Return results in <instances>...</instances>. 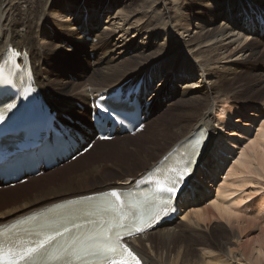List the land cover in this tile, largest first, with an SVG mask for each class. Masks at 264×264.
<instances>
[{
    "label": "bare ground",
    "instance_id": "1",
    "mask_svg": "<svg viewBox=\"0 0 264 264\" xmlns=\"http://www.w3.org/2000/svg\"><path fill=\"white\" fill-rule=\"evenodd\" d=\"M81 1L84 3L77 4L76 7L78 6V9H75L76 7L71 9L68 5L65 7V3L62 0H0V57L3 56L9 46H14L20 52L27 51L32 59L37 85L43 90L54 108H59L60 112L68 113L71 116L74 124L80 128L86 140L92 135H95L93 132V121L90 118V112H88V102L90 99L100 91L116 88L119 84L128 80L130 84H133L141 77L145 80V85L148 88V85L151 84L149 82L150 78L154 79V77H160V81H165L166 79V81H169L171 79L174 82L185 79V83L182 82V84L180 82L181 89L178 91V96L168 105L170 109H173V104L177 102L180 96H184L186 103H191L189 110L190 114H194L195 119L174 124L177 127L174 133H170L168 130L163 132L164 127L161 126V128L154 129L147 135L145 131L147 128L146 124L135 135L118 133L113 139H104V141L97 140L89 148V151L79 155L73 161H70V163L64 164L63 167H59L53 171L47 170L37 177L30 176L32 178H28L24 183H17L13 187L4 186L0 189V197L13 194V192L25 191V194L21 198H14L9 204L0 207V224L11 222L18 217L28 215L31 212L44 208V206L57 203L61 200L75 198V196L105 192L108 189L129 187V181L131 179H136V177H140L151 170L174 145L190 137L197 129L205 127L211 132L209 143H211L210 145L213 148L212 154L203 158V165L198 166L195 172L196 174H200V179L197 182H193V189L186 192L179 203V208L181 209L188 201H198L208 196L210 190L207 187L208 185L206 186L204 179L213 180V176H215L217 181L216 179L213 182L211 180V186L215 184L217 187L213 190L214 193L209 200V204L203 207L199 206L194 211L191 209V213L188 211L192 215L190 218L196 221L197 225L193 227L191 224L184 223L181 220L176 222L175 218H173L166 221V225H163V227L154 228L151 232L138 234L131 239V244L134 250L142 257L143 264H194L197 258V253L195 254L194 248L191 245H186L184 251H180L181 248L178 247L180 242L184 240V237L186 236L187 238L188 235L190 238L197 236L196 229L197 231L201 230L199 221L210 222L214 217L221 219L219 220L218 227L221 228L220 231L222 233L232 231L233 226L231 225L235 223L240 224L238 220L241 219L239 213L241 207L239 205L244 200L243 196H241L239 199L230 201L232 199L230 195L233 192L230 191L233 189L231 187H234V190H244L245 186L249 183L247 182L248 180H259L250 179L245 173L256 175L261 180H264V118L258 119L256 123L253 119V116L257 117L260 115L264 117L260 112L263 109L261 104L253 106V109L252 107L248 108V110L244 109V107L241 108L240 104L242 102L246 104L244 97H241L243 94H240L241 90L245 92V89L243 90L241 88L244 86L243 84L248 82H236V74L230 80H235L236 83H239L238 85L235 82L222 84V79L227 76H224L222 73L225 70V66L221 67L220 65V62L225 59L234 58L238 61L242 60L243 65L246 68H250V74L255 76L259 75L257 80L261 84L258 87L261 86L259 90L261 92L263 90L262 93L264 95V32H261L260 23L256 19L253 22L245 19L247 16L246 10L250 8L249 5L258 4L264 8V0H221L220 5L224 10L221 17L222 19L225 17V20L223 19L217 25H212L213 23L211 21L202 24L200 31L196 30L194 33L191 32L193 30V16L195 14H201L199 7L203 3L206 8L210 6V0L206 3V0H148L147 2L144 0H110V8L116 4L119 5V8L116 13L111 10L112 16L107 19V27H109V30L97 32L98 42H94L92 45L86 41L88 46L90 45L87 51V57H83V53L85 52H77V56L81 58L83 66H80L81 64L78 63L75 67H79L81 72H78L77 75L73 72L65 71L69 77L66 78L53 68L51 61L54 59L62 62L61 56L64 55V52L59 50L63 46L61 40L65 41V38L69 39L72 35L71 30L76 29L71 25V23L74 24L75 22L71 21L69 23V19H72L75 13L84 18L87 12L88 17L86 21L82 20L81 23H77H80L82 26L81 32L76 30L79 35L77 37L81 38L84 37L81 34H87L89 31H92L99 23L100 16L105 14L104 11L100 12L97 9L95 11L91 10L95 7L92 6L89 8L87 5L88 3H91L89 5H93L94 2L98 1L96 7H101L106 0ZM137 5L138 7H136ZM64 10L68 11L67 20H65L67 15ZM58 17H61V19ZM49 22L59 24L58 27L64 28L67 32L61 35L57 30H51L47 26L50 25L47 24ZM45 24H47V29ZM163 28L165 32L161 36V43L154 49L149 51L150 48L145 49L142 44H139L134 50L132 47L130 53V45L135 42L133 39L138 36L143 37V34H145L144 31L147 33L151 32L152 35H155ZM255 33L259 34V39L254 37ZM47 34L52 38L54 37V39L56 38L62 44L56 43V40L55 42L46 40ZM155 37L158 36L156 35ZM77 41L78 39L72 42L76 43ZM72 42L68 43L71 44ZM181 42L182 45L178 47L177 43ZM232 45H235V47L232 48ZM71 46V48L75 49L73 44ZM179 49L181 50L179 51ZM92 50L95 52L92 53ZM178 51L179 53H177ZM183 52L189 54L196 61L195 65H192V62L185 59L186 62L179 68L174 67L170 69L167 63L162 65V62H155L151 66L156 64L159 68L156 67L154 69L149 66L150 68L145 69V66H148L149 63L156 59L166 57V55L173 56L174 59H179V57L183 56ZM157 56L159 57L157 58ZM93 57L96 58L94 62ZM84 58L90 59L91 63ZM172 62L174 61L172 60ZM197 65L201 72H199ZM69 69L77 71L73 67ZM211 74L217 80L214 78L209 79ZM193 75H198V80H194L195 82L192 81L193 83L187 81V78L193 77ZM72 77H76L77 80H72ZM218 81L221 82L224 89L222 85L220 88L217 87ZM210 84L215 86L209 88L211 86ZM184 86L188 89L183 93ZM154 93L153 91L149 94H144L142 90L139 99L144 104L154 97ZM60 97L64 98V100ZM237 97L241 98L238 99ZM253 101L255 103H264V97L257 96ZM77 103L82 104V107L87 106V109H79ZM227 104H230L229 109L232 112V117L225 110ZM195 105L197 107L193 108ZM165 106L163 104H160V106L157 104L154 105L155 109L159 107L157 110L164 109ZM221 107H223V111L219 112L216 118L215 114L220 111ZM255 107L260 108L257 109ZM234 109L235 111L238 110L241 112L242 115L237 121H235L236 112H234ZM249 109L254 110V112H251ZM150 110L151 105H149L147 110L144 107L142 114H147ZM244 111L248 113V116H252V119L246 118ZM219 118L223 119V121ZM222 122L225 123L224 125L222 124L223 128L219 125ZM233 122L235 124L250 123L252 129L256 132L251 137H247L242 132L241 127L231 125ZM227 124L230 125L225 127ZM228 127H233L230 131L233 130L235 132L238 130L237 133L245 135L247 138L244 142L247 143L244 148L242 147V150L234 147L237 153L232 151V158L226 160L227 157L222 155L220 150L225 153L228 151L231 152L225 144H221L223 141L222 138H226L228 141L230 140L228 138V132L226 133ZM220 133H225L224 137H221ZM167 139L170 141L168 140L169 142L164 147L165 143L163 144V141H167ZM130 142H136V148L134 147V151L138 153V162L136 163L141 166L137 171L140 173L135 178H131L134 177L131 174V170H125L130 167H125L123 164H110L112 170H105V173L103 172L106 174V179L100 177L90 187L77 188L74 191L70 189L63 190L65 188H49L42 193H39L41 190L31 191L32 187L43 183L45 179L50 178L53 174L73 170L72 167L74 165L78 166L80 163L86 164L90 158L93 159L96 155L102 153L103 148L107 145L116 144L118 150H126ZM139 142H142L141 144L144 147H138L137 143ZM116 146L114 145V148ZM224 163L225 165H223ZM84 171L74 174V177H71L67 185H70L74 180L84 181L87 174L90 177L93 172L94 174L101 173L97 165L85 167ZM218 175L219 178H217ZM220 175H224L225 178H222ZM229 179H234V181L230 182ZM86 182L80 183L85 184ZM249 194L252 195V193ZM250 195L249 197H251ZM94 200L90 199L84 203H90ZM70 209V206H61L51 212L44 213L38 224L58 220L62 214L69 212ZM189 216L187 214L184 218H189ZM223 220L227 224L222 223L221 221ZM219 237L221 238L222 236L220 235ZM255 243H257V246H253V250H251L252 252L256 251L257 255H254L255 253L253 252L247 258L251 264H264V236L255 240ZM196 245L203 246L202 249L207 251L214 249L213 245H210L208 240L202 237H199ZM219 250L223 251L221 248ZM200 259L199 261H201ZM207 264L210 263L208 262Z\"/></svg>",
    "mask_w": 264,
    "mask_h": 264
},
{
    "label": "rangeland",
    "instance_id": "2",
    "mask_svg": "<svg viewBox=\"0 0 264 264\" xmlns=\"http://www.w3.org/2000/svg\"><path fill=\"white\" fill-rule=\"evenodd\" d=\"M62 1L65 3L64 4L65 7L68 5L69 7H71V9L76 7L77 4L79 5L81 2H83L81 0H67V2H65L66 0H62ZM114 1H116V0H114ZM144 1L147 2L148 0H144ZM220 1L221 0H210L211 4L207 8L204 6V3L199 7L201 9V14H195L193 16V21H192V24H193L192 29L193 30L191 32L194 33V31H196V30L200 31V29L202 28V24H205L207 22L211 21V23H213L212 25H217V24H220L221 21H223V19L225 17L222 19L221 15L223 14L222 12H224V10H223V7H221V5H220ZM260 1H263V0H260ZM97 2H94L93 5H89L91 3H88L87 7L90 8V7L94 6L95 8H93L91 10L95 11V9H97L100 12L104 11L105 14L100 16L101 20L96 25V27L94 29H92V31L90 33H87V34L82 33L81 34L84 37H81V38L77 37L79 35H78L76 30H78L79 32L82 31V26L80 23L82 22V20L87 19V17H88L87 13H85L84 18H82L81 15L79 16L77 13H75L74 16L72 17V19L71 18L69 19V23H71V21L75 22L74 24L71 23V25H72V27H74L76 29L71 30L72 35H71V37H69V39H66L63 36L65 38V41H66L65 42V41L61 40V42L63 44L60 43L56 38L54 39V37L53 38L50 37L49 34L46 35V40H50L53 42H55V40H56L57 41L56 43L63 45L62 47L59 48V50L61 52H64V55L61 56L62 62L59 60L52 59L51 64L55 70H57L59 73H61L66 78H69V77L66 75L65 71L70 72V73L73 72L77 75H78V72H81L79 70V67L78 68L75 67V65L78 63L81 64L80 66H83V63L81 62V58L77 56V52H81V53L85 52V53H83V57L86 58L89 46L92 45L94 42H98L96 33L100 32L101 30L102 31L109 30V27H107V19H109L110 16H112L111 10L114 11V13L118 12L119 5L116 4L115 6L110 8V6H111L110 0H106L104 2L103 6H101V7H96ZM206 2H208V0H206L205 3ZM136 7H138V5ZM75 9H78V6ZM64 12L67 15L68 11L64 10ZM58 18L61 19V17H58ZM67 18H68V15L65 18V20H67ZM78 22H80V23L77 24ZM198 23H199V25H198ZM47 24H50L53 27L50 25H47ZM47 24H45V27L47 25L51 30H54V31L57 30L61 35H62V33L67 32L64 28L58 27L59 24H53L52 22H49ZM54 27H56V28H54ZM46 29H47V27H46ZM164 30H165L164 28L160 29L159 33H156L155 35H152L151 32L147 33L146 31H144L145 34H143V37L138 36L135 39H133V40H135V42H133L130 45L129 50L132 49V47L134 50L139 44H142L145 49L150 48L149 51H151L152 49H154L157 45H159L161 43L160 39H161V36L165 32ZM47 33H49V32L47 31ZM156 35L158 37H155ZM254 37L258 38L259 34L255 33ZM76 39H78V41L76 43L72 42L73 40H76ZM86 41L90 44L89 46H88V43ZM68 42L69 43L72 42L71 44H73L75 49L71 48L72 46ZM181 45H182V42L177 43L178 47ZM233 47H235V45H232V48ZM180 50L181 49H179V51ZM67 51H70V52H67ZM179 51L177 53H179ZM93 52H95V51L92 50V53ZM130 53H131V50H130ZM182 55L183 56L179 57V59H177V58L174 59L173 56L166 55V57H163L161 59H156L155 61L149 63L148 66H145V69L147 70L148 67L151 66L155 62H162L163 63L162 65L167 63V66L170 69H172L174 67L175 68L181 67L186 62V60H189L190 62H192V65H195L196 61L194 59H192L189 54L183 52ZM159 56H162V55H159ZM159 56H157V58ZM168 58H170V59L168 60ZM92 59L94 62V60L96 58L93 57ZM85 60L86 61L88 60V62L91 63L90 59L87 58ZM172 60L174 62H172ZM257 63H258V61H257ZM220 65H221V67L225 66V70L222 73L224 76L225 75L227 76L226 78L222 79V84L223 83L226 84L228 82H235V80H230V79H232L236 74H237L236 82L237 81L240 83L241 82L242 83L248 82L246 84H243L244 86L241 88L243 90L245 89V92L241 90L240 94H243V96H241V97H244L245 102H246V104L243 102L240 104L241 108L244 107V109L248 110V108H250V107H252V109H253V106H256L257 104L258 105L261 104L263 111L260 110V112L262 115H264V103H255L253 101L254 99L257 98V96H263L264 97V95L262 93L263 90H262V92L259 90V89H261V86L258 87V85L261 84L257 80V77H259V75L255 76V75L250 74V71H249L250 68H248V67L246 68V66L243 65L242 60L238 61L234 58L225 59V60L220 62ZM71 67L77 69V71L74 69L70 70L69 68H71ZM151 67L154 69L156 67L159 68V66L156 64H154ZM197 68H198L199 72H201L198 65H197ZM197 76L198 75H193V77H188L187 81L193 83L192 81L198 80ZM196 77H197V79H195ZM210 78H214L217 80V78L215 76H213L212 74L209 76V79ZM72 80L76 81L77 79H76V77H72ZM165 81H160V78H158V77L152 79V81H151L152 82V88H150V92H153L157 86H158V88H157V90H155L156 95L153 98L154 111L150 115V118L148 119V121L147 120L145 121L147 123V128L145 129L147 135H149L152 130L161 128V126L164 127L163 132L168 130V132L174 133L177 130V127H175L174 124L183 123V122H186L190 119H195L194 114L193 115L190 114L189 109H190L191 103H186L184 96H180V98L177 100V102L173 104V106H174L173 109H170V107L168 105L170 102H172L178 96V91H180V89H181L180 88V85H181L180 82L185 83L186 82L185 79H181L180 81H177V82H174L171 79H169V81H166V82ZM222 84L220 81H218L217 87L220 88ZM236 84L238 85L239 83H236ZM210 85L211 86L209 88L215 86L213 84H210ZM222 88L224 89L223 85H222ZM186 89H188V88L184 86L183 93ZM61 94H64V93H61ZM50 95L53 96L52 94H50ZM255 96H256V98H255ZM54 97H57V96H54ZM241 97H237V98L239 99ZM61 99L64 100V98H61ZM155 104H157L159 106H160V104H163V106H165L167 104V106H165V108H164L165 110L163 108L157 110L159 107H157L155 109V107H154ZM77 107L80 109L79 103H77ZM196 107L197 106L195 105L193 108H196ZM229 107H230V104H227L225 110L227 111V114L231 115V117H232L233 115H232V112L230 111ZM255 108L259 109L260 107H255ZM252 109H249V110H251V112H254V110H252ZM222 111H223V107L220 108V111L216 112V114H215L216 118H217V114L219 115V112H222ZM234 112H236L235 113V121H237L238 119H240V117L242 115H241V112H239L238 110L235 111V109H234ZM246 113L244 111L245 117L248 119H252L251 118L252 116H248V113L247 114ZM221 115H223V114H221ZM262 118H264V117H261L260 115L257 117L253 116L255 123L258 119H262ZM219 119L221 121H223V119H221V118H219ZM222 124L224 125L225 123L222 122L219 125L222 127ZM228 125H230V124L225 125V127H227ZM231 125L241 127L242 132L247 137H251L252 134H254V132H256L255 130L252 129V126L250 125V123L235 124L233 122V123H231ZM232 128L228 127L227 129L229 131L226 129V133L228 132L229 135L228 134L227 135H228V138L230 140L228 141V140H226V138L225 139L222 138L226 147H228L231 150V152L230 151L227 152L228 157L226 160L232 158V154L236 149L242 150V147L244 148V146H246V143H247V142H244V141H246L247 137L245 135H243L242 133H237L238 130H236L235 132L233 130L230 131V129H232ZM247 133H249V134L247 135ZM224 135H225V133H220L221 137H224ZM237 139H239V140H237ZM168 140L169 139H167V141H163V144L165 143L164 147L170 141V140L169 141ZM132 142H134V141H132ZM242 142H244V143H242ZM135 143H131V142L128 143L126 150H122V149L118 150L116 144L107 145L103 148L104 150H102V153L96 155L93 159L90 158V160L88 162H86V164L80 163V164H78V166L74 165L72 167L73 170H70L67 172L63 171V172H59L58 174H53L50 178L45 179V181H43V183L37 184V186L32 187L31 191L32 190H41L39 193H42V192H44V190H47L49 188H55V189L65 188L63 190L70 189L71 191H74L77 188L90 187L94 182H96V180H99L100 177H103L104 179H106V177H105L106 174H104V173H105V170H112V167H110V164H112V165L123 164L125 167L126 166L130 167V168H126L125 170H127V169L131 170V174L134 175V177H131V178H135L140 173L137 171L141 167L140 165H138L136 163V162H138V153H136V151H134L135 150L134 149ZM141 143L142 142L137 143L138 147H140V146L144 147V145H142ZM240 143H242V144H240ZM114 145L116 146L115 148H114ZM154 146H155V144H154ZM234 147H236V149H234ZM111 150H112V152H111ZM206 153H207V155H211V153H209L208 151ZM234 153H237V152L235 151ZM67 163H70V161ZM67 163H65V164H67ZM100 164H101V166H99ZM96 165L100 169L101 173H95L94 174V172H93L91 174L92 176H90V177L87 174L85 176L86 178H84V181L74 180V182L71 183L72 185L71 184L67 185L70 182L69 180L71 179V177H74V174H76L80 171L85 172L84 171L85 167L96 166ZM223 165H225V163ZM63 166H64V164H61L59 167H63ZM118 166H120V165H118ZM59 167H57V168H59ZM57 168H52L49 170L53 171ZM224 175L223 176L220 175V176H222V178H225ZM245 175L247 177H249L250 179L251 178L259 179L260 181L258 180L259 181L258 182V181L252 180V179L248 180L247 182H249V183L247 184V186H245L244 190H239V189L234 190V187H231L233 189H231L230 191H233V192L230 195V197L232 198V199H230V201L239 199V197L243 196L244 201L240 202V205H239V207H241V210L239 212L241 219H239L238 221L240 222L241 225L235 223L234 225H231V226H233L232 231H227L225 233H222V231H220L221 228L218 227L219 220H221V219L214 217L213 220H211L210 222L209 221H206V222L199 221L200 222L199 227L201 229L200 230L201 232L197 231V229H196V232H197L196 235L197 236H193L192 238H190L189 235L187 238L185 236L184 240L182 242H180V244L178 245V247L181 248L180 251H184V249L186 248V245H191L194 248L195 254L197 253V258H198V259L196 258V260L194 261V264H202V263L207 264L208 262L210 264H248V263L251 264L247 257H248V255L250 256L254 252V251L252 252L253 246H257V243H255V240L260 239V237L264 236V180H261V178L257 177L256 175H253V174L251 175V174L245 173ZM35 176L37 177V175H35ZM93 177H95V178L93 179ZM29 178H32V177H29ZM217 178H219V175L217 176ZM215 179L216 178L214 176L213 180L212 179L207 180V185H208L207 187L210 190V191L208 190L209 195L199 199L198 201H193V202L189 201L186 204H184L182 207L183 209H182L181 213L179 215H177V217L175 218L176 222L178 220H181L184 223L186 222L188 224H191L193 227H195L197 225L196 221H194L190 218V217H192V215L190 213L192 212V210L194 211L195 208L198 209L199 206L203 207V206H207L209 204V202H210L209 200H210V198H212V195L214 193L213 190L215 189V187H217V186H215V184L213 186H211V180L213 182ZM230 179H229L230 182L234 181V179H232V180H230ZM85 181H87V182L85 184H83ZM216 181H217V179H216ZM80 182H83V183H80ZM253 183H255V184H253ZM260 183H262V184H260ZM236 184H238V183H236ZM256 184H258V185H256ZM2 188L3 187H0V189H2ZM235 188H237V187H235ZM249 193H252V195H250ZM24 194H25V191L24 192H13V194L1 196L0 197L1 198L0 207H3V205L5 206V205L9 204L10 202H12V200L14 198H21V196ZM246 194L248 197L246 196ZM249 195L251 197H249ZM188 211H190V213H188ZM185 213L190 215L189 218H184L185 216H187V214H185ZM183 222H180V223H183ZM221 222L227 224L224 220ZM220 235L222 236L221 238L219 237ZM199 237L207 239L208 243H210V245H213L214 249H209V251H207V250L202 249L203 246L196 245ZM189 238H190V240H189ZM220 248L223 251H220L219 250ZM254 253H255L254 255H257L256 251ZM199 258H201L200 260L203 262L199 261Z\"/></svg>",
    "mask_w": 264,
    "mask_h": 264
},
{
    "label": "snow or ice",
    "instance_id": "3",
    "mask_svg": "<svg viewBox=\"0 0 264 264\" xmlns=\"http://www.w3.org/2000/svg\"><path fill=\"white\" fill-rule=\"evenodd\" d=\"M0 84H12L3 69H0ZM13 107L15 105H10L9 110ZM97 107L108 111L103 106ZM3 120L4 114L0 112V121ZM196 149V156H199L203 149H207L209 153L213 150L212 145L205 140H198ZM191 163H194V160L189 161V164ZM191 173L192 168L186 166L181 170L179 179L183 180ZM165 190L169 193L176 191L174 186ZM110 195L117 201L120 200V193L113 191ZM147 199L145 197V200ZM124 207L123 202L119 205L108 204L70 213L58 220L46 221L34 230L38 239L32 242L31 246L6 248L0 244V264H20L21 261L24 264H45L44 257L61 261V264H72V258L82 260L84 264H92L97 260L103 261L104 264H139L132 251L119 241L123 234L131 235L133 228L137 232L142 231L143 225L151 217H146L139 211V204H132L128 211H124ZM126 219L128 224L124 223ZM85 225H92V229L86 231Z\"/></svg>",
    "mask_w": 264,
    "mask_h": 264
}]
</instances>
